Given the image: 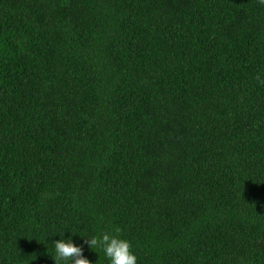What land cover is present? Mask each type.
<instances>
[{"label":"trees","instance_id":"1","mask_svg":"<svg viewBox=\"0 0 264 264\" xmlns=\"http://www.w3.org/2000/svg\"><path fill=\"white\" fill-rule=\"evenodd\" d=\"M116 226L137 264H264L258 0H0V264H110Z\"/></svg>","mask_w":264,"mask_h":264},{"label":"clouds","instance_id":"2","mask_svg":"<svg viewBox=\"0 0 264 264\" xmlns=\"http://www.w3.org/2000/svg\"><path fill=\"white\" fill-rule=\"evenodd\" d=\"M264 5V0H258ZM121 229L116 226L112 233L104 232L100 236L87 237L86 243L95 249L102 248L110 264H137V256L132 251V244L129 240L120 236ZM64 234V233H63ZM55 256H52L55 264L70 262V264H92L83 256V248L73 243L69 238L54 241Z\"/></svg>","mask_w":264,"mask_h":264}]
</instances>
